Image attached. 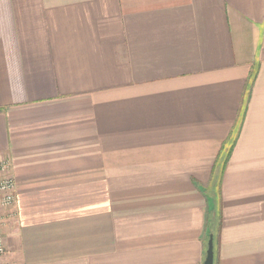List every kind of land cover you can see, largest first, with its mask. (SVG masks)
Segmentation results:
<instances>
[{"label":"crops","instance_id":"1","mask_svg":"<svg viewBox=\"0 0 264 264\" xmlns=\"http://www.w3.org/2000/svg\"><path fill=\"white\" fill-rule=\"evenodd\" d=\"M1 163L0 264H202L216 174L264 264V0H0Z\"/></svg>","mask_w":264,"mask_h":264},{"label":"built area","instance_id":"2","mask_svg":"<svg viewBox=\"0 0 264 264\" xmlns=\"http://www.w3.org/2000/svg\"><path fill=\"white\" fill-rule=\"evenodd\" d=\"M0 169H6V164L1 163ZM15 200V182L11 176L0 179V225H5L7 220L14 215L13 205ZM5 253L4 237L0 232V255Z\"/></svg>","mask_w":264,"mask_h":264},{"label":"trees","instance_id":"3","mask_svg":"<svg viewBox=\"0 0 264 264\" xmlns=\"http://www.w3.org/2000/svg\"><path fill=\"white\" fill-rule=\"evenodd\" d=\"M225 153L221 154V157L219 159V162H218V170L220 171L222 169V166L225 162V158H222V156L224 155ZM215 170H216V167H215ZM217 175L220 177V174H216L215 176L213 175V178H214V190L211 191L212 193L210 194H213V196H211L213 199L211 200V206L209 208V220H208V226H209V230H208V236L210 233H213L214 234V237L217 233V230H218V227H219V222H220V216L218 214V211H217V184L218 182L215 183L216 181V177ZM215 211V214L213 215L212 212ZM208 236H207V240H208Z\"/></svg>","mask_w":264,"mask_h":264},{"label":"water","instance_id":"4","mask_svg":"<svg viewBox=\"0 0 264 264\" xmlns=\"http://www.w3.org/2000/svg\"><path fill=\"white\" fill-rule=\"evenodd\" d=\"M215 214V211L212 212ZM202 264H214V234L210 233L206 242L205 256Z\"/></svg>","mask_w":264,"mask_h":264},{"label":"rangeland","instance_id":"5","mask_svg":"<svg viewBox=\"0 0 264 264\" xmlns=\"http://www.w3.org/2000/svg\"><path fill=\"white\" fill-rule=\"evenodd\" d=\"M205 244H206V242H205Z\"/></svg>","mask_w":264,"mask_h":264}]
</instances>
